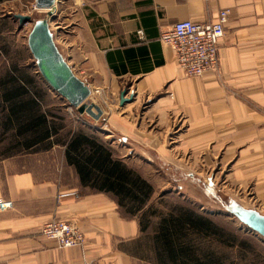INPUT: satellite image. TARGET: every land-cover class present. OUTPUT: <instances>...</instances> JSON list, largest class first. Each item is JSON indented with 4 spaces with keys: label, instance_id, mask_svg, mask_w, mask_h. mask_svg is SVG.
Listing matches in <instances>:
<instances>
[{
    "label": "crops",
    "instance_id": "1",
    "mask_svg": "<svg viewBox=\"0 0 264 264\" xmlns=\"http://www.w3.org/2000/svg\"><path fill=\"white\" fill-rule=\"evenodd\" d=\"M76 1L70 15L63 16L64 0L53 8L54 19L62 21L53 28L64 41L60 53L91 90L105 85L116 92L126 85L133 94L132 102L109 115L101 128L108 140L131 145L128 134L143 124L133 111L138 103L154 101L155 110L184 103L187 139L192 137L188 143L215 141L224 144L226 152L243 143L259 149L257 167L248 171L243 170L244 149L235 154L232 175L243 182L250 173L264 207V121L220 89L214 74L186 78L174 54L159 41L176 20L215 22L218 11L228 10L217 52L223 84L264 86V0ZM158 111L162 118L166 110ZM115 133L126 135L115 140ZM32 162L20 164L16 172L0 169V198L14 206L0 212V264H147L139 254L137 221L122 214L111 194L82 188L63 154L59 165L55 160ZM51 219L75 222L84 235L83 245L59 249L43 237L40 227Z\"/></svg>",
    "mask_w": 264,
    "mask_h": 264
},
{
    "label": "rangeland",
    "instance_id": "2",
    "mask_svg": "<svg viewBox=\"0 0 264 264\" xmlns=\"http://www.w3.org/2000/svg\"><path fill=\"white\" fill-rule=\"evenodd\" d=\"M77 1L76 4L79 5L81 0ZM74 2L75 0H64L63 16L73 14ZM33 4L34 0H4L0 4V77L10 67L15 66L35 75L37 80L43 83L35 67L34 58L27 48V35L33 22L46 17V11L35 10ZM15 14L28 15L31 17V21L19 24L13 18ZM62 18L65 20L67 17ZM61 22L52 19L49 21L50 29ZM51 31L54 42L60 51V48L64 47V41L59 39V32H55V29ZM214 77L219 80L220 89L233 96L242 106L253 110L254 114L264 121V98L256 100L251 96L252 94L264 95V86L239 88L224 85L223 73L220 68ZM129 87L123 85L122 89L116 92L111 91L105 85L90 89V100L99 105L104 113L101 119L94 123H90L88 120L90 118H86V115H84L86 117L76 115L74 109L49 95L50 100L46 101L47 107L52 109L60 104L63 105L60 111L54 108L56 115L62 119L59 122L64 126L63 130L59 136L51 140V146L48 148L38 149L36 147L26 150L13 146L14 142L12 143L9 132L0 133V169L7 168L9 172H16L20 169V164H28L35 160L45 163L55 160V163L59 165L64 145L58 141L68 131L80 126L103 139L112 150L114 158L120 160L128 168L134 170L142 180L148 182L152 189L150 203L158 211H161V214H167L168 209L176 204H184L197 210L198 213L209 215L217 223L234 230L232 232L237 236L235 242H228L227 245H221L222 247L218 248L217 251L221 255L226 254V257L228 256L230 259H237L239 255H243L246 259L245 262L256 261V264H264V239L242 227L239 221L225 210L237 205L250 210L258 209L262 212L260 214L264 215V207L261 201L256 198L253 189L255 183L251 181L254 180L251 174H246V177L244 176L246 180L243 182L235 180L232 175L235 170L234 162L238 158L236 155L240 150L244 149L242 151L243 170L248 171L257 167L254 164H257V158H260L257 156V153L260 152L259 149L249 148L247 143H243L236 150L226 152L224 144H217L215 141L204 144L202 141L195 140L193 143H188L187 140L190 141L192 137L187 139L186 109L182 107L184 103L173 102L169 108L158 109L166 110L160 118L157 113L160 111L155 110L157 105H154V101L153 103L146 101L138 103L137 108L133 110L136 116L142 117L143 124L142 128L138 130L139 132L128 134L133 138L130 140L131 145L117 142L113 144L105 136L106 134H103L104 131L101 128L106 127L109 115L116 111L119 112L121 106L132 102L133 94L129 93ZM122 92H124V98L129 100L120 105ZM168 95L172 98L170 93ZM55 96L57 95L55 94ZM57 97L59 98V96ZM154 111L156 112L154 113ZM137 124H135V128H138ZM117 135L126 134L115 133V140ZM151 220L156 221L154 216L151 217ZM146 237L142 234L138 236V239H141V244L144 242L142 239L146 240ZM239 243L247 247L242 248ZM143 244L139 254L145 256L147 264H155L154 256L148 251L146 243ZM211 244V247L217 246L215 243Z\"/></svg>",
    "mask_w": 264,
    "mask_h": 264
},
{
    "label": "trees",
    "instance_id": "3",
    "mask_svg": "<svg viewBox=\"0 0 264 264\" xmlns=\"http://www.w3.org/2000/svg\"><path fill=\"white\" fill-rule=\"evenodd\" d=\"M45 86L35 75L15 66L0 77V133L9 132L13 146L45 149L63 130L62 119L55 113L63 105L59 103L56 110L47 107L50 94ZM58 142L64 145L65 163L73 168L82 188L111 194L121 212L124 210L122 214L136 219L140 234L147 236L142 240L155 264H256L245 262L243 255L230 259L217 251L221 245L235 242L237 236L209 215L184 204L161 214L150 203L148 182L114 158L107 143L93 132L77 126ZM144 242L140 241L139 247ZM211 243L217 246L211 247Z\"/></svg>",
    "mask_w": 264,
    "mask_h": 264
},
{
    "label": "water",
    "instance_id": "4",
    "mask_svg": "<svg viewBox=\"0 0 264 264\" xmlns=\"http://www.w3.org/2000/svg\"><path fill=\"white\" fill-rule=\"evenodd\" d=\"M57 1L34 0V9L46 11V17L32 23L27 35V48L34 58L39 76L48 89L62 98L79 115H86L97 122L102 117V109L90 100L91 90L89 86L74 74L54 42L49 21L54 19L53 8ZM13 18L19 24L31 21V17L28 15L15 14ZM128 100L124 98V92H122L120 105ZM226 210L245 228L264 239V215L237 205Z\"/></svg>",
    "mask_w": 264,
    "mask_h": 264
},
{
    "label": "built area",
    "instance_id": "5",
    "mask_svg": "<svg viewBox=\"0 0 264 264\" xmlns=\"http://www.w3.org/2000/svg\"><path fill=\"white\" fill-rule=\"evenodd\" d=\"M228 14V10L221 9L215 22L176 20L160 35L159 41L174 54L175 62L186 78L215 74L219 69L218 41L224 35ZM138 33L143 34L141 31ZM13 207L12 201L0 198V212ZM40 234L53 241L59 249L81 246L85 240L77 224L67 219L46 221L40 227Z\"/></svg>",
    "mask_w": 264,
    "mask_h": 264
}]
</instances>
